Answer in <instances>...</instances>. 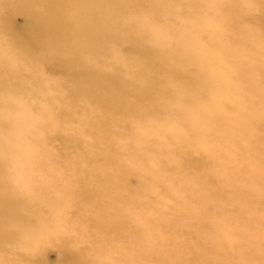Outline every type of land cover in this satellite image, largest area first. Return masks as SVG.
<instances>
[{
  "label": "rangeland",
  "instance_id": "374dc122",
  "mask_svg": "<svg viewBox=\"0 0 264 264\" xmlns=\"http://www.w3.org/2000/svg\"><path fill=\"white\" fill-rule=\"evenodd\" d=\"M144 1L146 0H137L134 5ZM215 1L201 0L202 4L197 7L194 14L189 16H183L179 13L181 10L178 11L176 8L169 13L171 6L164 5L162 19L176 30L177 34L165 33L164 29L161 30L159 27L149 29L148 36L152 40L148 46L153 52V65L162 66L165 70L170 69L172 58L166 56L170 54L167 50L173 42H178L176 47L178 56L185 58L187 66L200 73L204 79L211 75L213 82L212 91L204 100L196 99L192 105L187 107L169 103L170 98L165 101L158 99L154 104H148L152 98V95H149L144 107L140 109V114L155 106L157 110L152 113L154 119L152 123L140 116L128 114L124 116V106L133 101L126 97V93L132 91V83L141 80L142 73L147 71L146 61L138 57L136 48L130 46V43L124 40V36L118 35L117 39L108 45L97 44L91 52H74L66 56L69 66L65 68L53 65L51 68L47 62H42L40 54L43 50L39 48L31 51L33 60L29 61V64L17 63L20 73L19 80L29 88L32 87L30 93L32 96L29 100L32 107L30 109L23 106L24 100L21 99L20 109L13 114L11 125L18 130L29 129V126L34 125L36 121L46 125L50 130V135L54 134L53 138L48 137L45 141H41L44 144H40L37 157L42 160L36 157L34 165L29 166L30 170L40 175L50 170L49 168L57 167L61 175L67 174L72 167L70 162L83 151L88 159L91 156V159H95L90 170L96 177L100 176V184L122 185L114 194L105 197L106 192L102 193L100 184L91 179L89 189L93 191L99 188L97 192H101L98 198L100 201L98 209L93 208L88 201H76L72 194L61 198L56 195L60 203L51 204L52 206L48 208L59 213V217L71 216L70 212H67L69 207H65L64 204L68 201L77 202L73 205L75 208L73 219L78 223L80 234L77 237L78 242L73 248L59 249L55 246L56 243L49 242L37 251L27 250L24 252L25 257L32 263L146 264L147 262L141 259L130 262L128 257L142 255L143 251L140 247L148 239L151 241L154 239L155 254L161 258L169 252L182 258V256L199 253V250L203 249L205 251L201 256L210 261L212 250L205 245V238H212L226 245V238L223 235H220L222 238L210 232L201 235L195 231L194 227L188 236L177 234L165 236L163 234L165 230L157 229L153 221L157 219L166 223L172 216V207L177 204L176 207L182 213L177 223L192 227L190 211L195 207V203L208 205L211 199L210 192L201 177L203 165L196 163L195 166L199 169L195 167L186 169L183 166V172L172 166H176L178 160L181 162L184 156H188L185 165L191 164L198 158L199 152L223 160L226 167L234 166L230 139L234 138L238 131H248L251 124L262 121L264 118V108L254 106L253 99L246 95V86L237 82L242 63L249 59L241 54L247 52L242 50L240 41L230 42L233 33L229 30L223 32L209 20L210 13L216 8ZM262 1L226 0V2L238 3L239 8H242V12L234 10L230 12L228 16L230 22L238 23L240 35L249 38L255 50L264 52V14H258ZM160 3L166 4L165 1H160ZM139 17L148 22L145 15H139ZM137 20L142 23L141 18ZM24 22L23 16L16 15L12 19V26L20 29ZM141 26H144V23ZM218 35H220V40L217 38ZM2 37L6 36H0ZM35 44L41 46L38 42ZM232 46L236 48L235 54H229ZM16 47L14 46V49ZM141 47L144 46L141 45ZM199 61H203L204 64L200 66ZM75 63L81 65L87 73L84 71V73H77L74 68ZM46 65L50 69H47ZM262 69L264 70V66ZM112 70H115L117 74L121 90L114 91L108 87V81L104 77ZM77 74L85 80L75 82L73 75ZM160 77L161 75L157 74V78ZM181 83L178 81V84ZM103 88L107 91H103ZM182 93L183 90L175 91L176 95ZM94 95L103 100L94 102L92 100ZM118 99L122 100V108L109 104L106 109H103V105ZM158 103L159 106H157ZM34 106L38 108V113L34 111ZM258 109L261 110L258 111ZM54 111H58L59 114ZM212 119L215 120L214 124ZM206 134H209L207 137L212 139L211 143H206L207 140L204 137ZM66 136L79 139L80 150L73 149L70 141L65 138ZM104 138L109 139L113 152H110L104 144ZM150 140L155 143L156 151H148L146 145ZM54 154L62 155L66 161L57 165L50 160ZM158 159L169 170H164L158 165ZM77 165H79L76 166L78 169L87 166L84 162ZM249 167L252 169L251 165ZM122 168L128 169L132 177L130 176L127 180L118 177ZM209 170L215 177L216 170ZM145 176H149V180L144 183L142 177L145 178ZM222 176L224 178V168ZM226 177L230 176L226 175ZM39 179L48 184H57L51 178L40 176ZM250 179L245 180L244 174L241 173L232 177L231 180L239 186L242 182L251 184ZM83 182L86 184L88 180ZM224 192V189L218 190L220 195ZM115 196L126 198V202H116ZM211 207L212 213L209 214V219L213 221L215 217L212 216L213 212L218 213L220 209L226 208V203L218 201ZM100 211H103V217H100ZM184 213L187 214L186 219L183 217ZM118 216L126 218L138 230V233L135 232V235L132 234L131 237L122 234L115 238L103 231V234L97 233L101 225L112 224L107 222H114ZM219 216L226 220L225 214ZM251 226L255 225L251 224ZM248 227L251 229L250 226ZM252 231H248L250 234L239 231L234 237H239L237 241L242 244H249L251 238L255 239L254 235L259 236V239L262 236L261 233ZM139 237L144 240L136 241ZM6 248L10 249V245ZM206 250L210 252L206 253ZM213 258L211 253V261ZM28 262L24 260V264Z\"/></svg>",
  "mask_w": 264,
  "mask_h": 264
},
{
  "label": "bare ground",
  "instance_id": "6f19581e",
  "mask_svg": "<svg viewBox=\"0 0 264 264\" xmlns=\"http://www.w3.org/2000/svg\"><path fill=\"white\" fill-rule=\"evenodd\" d=\"M136 1L0 0V36H6L0 38V264H24V260H28V264H34L25 257L24 252L33 249L37 251L49 242L56 243L55 246L59 249L76 246L77 237L80 234L78 223L73 219L75 218L73 205L77 202L72 200L73 202L68 201L64 204L65 207H69L67 212H70L71 216L62 218L59 217V213L48 208L51 204H59V198L72 194L76 201L85 200L90 202L93 208H100L98 198L101 192H97L99 188L93 191L89 189L91 179L100 184V176L96 177L90 170L92 164L95 163V159H91L92 156L88 159L83 151L78 153L75 159L70 162L72 167L67 174L61 175L58 168L53 167L36 175L30 168L38 158L40 144H44L41 141H45L48 137L53 138L54 134L50 135L48 127L36 121L34 125L29 126V129L22 130L16 129L10 123L13 121L15 111L20 109L21 99L24 100L23 106L30 109L32 107V103L29 101L32 96L30 94L32 87L29 88L19 80L20 73L17 63L29 64L28 62L33 60L31 53L33 49L43 50L40 60L47 62L51 68L52 65L65 68L69 66L66 56L72 55L74 52H91L94 47H97V44L108 45L117 39L118 35L124 36V40L136 48L138 57L146 61L147 71L142 73L141 80L132 83V91L127 92L126 97L133 101L124 106L126 113L121 112H124V116L128 114L147 118L150 123L154 121L152 113L157 110L155 106L140 114V109L144 107L149 95H152V98L148 104H154L158 99L165 101L170 98L169 103L187 107L192 105L196 99L204 100L211 93L212 76L208 75V78L204 79L200 73L187 66V60L180 58L176 52L178 42H173L167 50V53L170 54H166V56L172 58L171 68L167 70L162 66L153 65V52L148 46L152 40L148 36L149 29L152 27L164 29L165 33L177 34L176 30L162 19L164 5L171 6L169 13L173 8H176L178 11L181 10L179 13L183 16H189L196 12L197 7L202 4L201 0H185V2L182 0H146L134 5ZM160 1H165L166 4H161ZM214 5L216 8L210 13L209 20L223 32L229 30L233 33L230 42L240 41L242 50L247 52L241 55L249 58L248 61L242 63L237 82L246 86V95L253 99L254 106L264 108V70L262 69L264 52L255 50L252 41L240 35L238 23H232L228 19L233 10L242 12L238 3L216 0ZM258 14H264V0L261 2ZM16 15H21L25 19L24 25L20 29L12 26V19ZM139 15H145L148 22H145L144 18ZM137 18L142 19L144 26H141L142 23ZM217 38L220 40V35ZM37 42L41 46H36ZM14 46H17L16 49ZM218 49L221 51L220 48ZM235 50L236 48L232 46L229 54H235ZM203 64V61H199L200 66ZM74 65L77 73H87L81 65L76 63ZM49 66L46 65V68L50 69ZM157 74H160L161 77L157 78ZM104 78L108 81V87L114 91L122 89L115 70L106 74ZM73 79L77 83L85 80V78H81L80 74L73 75ZM25 80H27L26 77ZM178 81L182 83L178 84ZM178 90H183V93L176 95L175 91ZM103 91H107V89L103 88ZM100 99L102 98L99 96H92L94 102H99ZM109 104L118 108L123 107L122 100L118 99L106 103L103 105V109H106ZM260 110L258 109V111ZM34 111L38 113L36 106H34ZM54 112L59 114L58 111ZM199 116L201 115L199 114ZM212 120L214 124L215 120ZM48 126L50 127L49 124ZM207 135L209 134L204 136L207 140L206 143H211L212 139H209ZM65 138L70 141L73 149L80 150L79 139L71 136ZM103 142L108 150L113 152L109 139L104 138ZM230 146L233 148L231 157L234 166L232 167H226L225 162L217 157L200 152L197 154L198 158L191 164L185 165L188 156H184L181 162L177 161L176 166L171 165L179 171H182L183 166L186 169L192 167L199 169L195 166L196 163L203 165L201 177L210 192L211 199L208 205L200 202L195 203V207L190 211L192 227L177 223V220L182 216L176 207L177 204L172 207V216L166 223L157 219L153 220L157 229L165 230L163 232L165 236L173 234L188 236L193 227L201 235L209 232L218 235L219 238H222L220 235H223L226 238L225 246L212 238H205V245H208L212 250L213 260L211 261V253L210 261L201 256L205 251L203 249H200L199 253L182 256V258L172 252L161 258L155 254L154 239L152 241L148 239L140 247L143 251L142 255H132L128 257V261L141 259L147 262L146 264H181L182 262L186 264H264V118L262 121L251 124L248 131H238L234 138L230 139ZM146 147L148 151H156L155 143L152 140L147 143ZM50 160L57 165L66 161L60 154H54ZM45 162H47L46 159ZM82 162L87 166L78 169L76 166L79 165L77 164ZM37 163L41 162L37 161ZM158 165L164 170H169L160 159H158ZM250 165L252 169L249 167ZM223 168L224 178L222 176ZM209 169L216 170L215 177L212 176ZM241 173L244 174L245 180L251 178L249 180L251 184L242 182L237 186L233 183L232 177ZM131 175L128 169L122 168L117 176L127 180ZM226 175L230 177L227 178ZM40 176L51 178L57 184L41 181ZM142 179L145 183L146 180H149V176L142 177ZM85 180H88V183L85 184L83 182ZM121 186L100 184L102 193L106 192L105 197L114 194ZM221 189L225 190L223 195L218 193V190ZM115 201L126 202V198L115 196ZM218 201L226 203V208L220 209L218 213L214 211L212 216L215 217L211 221L209 219V214L212 213L211 206ZM220 214H225L226 220L220 217ZM103 216V211H100V217ZM183 217L186 219L187 214L184 213ZM107 223L112 224L101 225L97 233L105 232L114 238L122 234L131 237L132 234L135 235V232L138 233V230L122 216H118L114 222ZM251 224L255 226L252 227ZM239 231L247 234H250L248 231L258 232L262 236L259 239V236L254 235L255 239L251 238L249 244H242L237 241L239 237H234ZM143 240L140 237L136 239L139 242ZM7 245H10V249L6 248ZM208 252L210 251L206 250V253Z\"/></svg>",
  "mask_w": 264,
  "mask_h": 264
}]
</instances>
